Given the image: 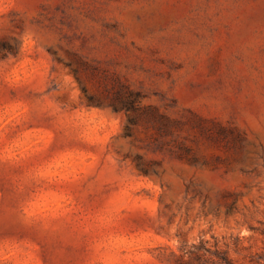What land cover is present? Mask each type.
Returning a JSON list of instances; mask_svg holds the SVG:
<instances>
[{
	"label": "rangeland",
	"instance_id": "rangeland-1",
	"mask_svg": "<svg viewBox=\"0 0 264 264\" xmlns=\"http://www.w3.org/2000/svg\"><path fill=\"white\" fill-rule=\"evenodd\" d=\"M264 264V0H0V264Z\"/></svg>",
	"mask_w": 264,
	"mask_h": 264
},
{
	"label": "trees",
	"instance_id": "trees-1",
	"mask_svg": "<svg viewBox=\"0 0 264 264\" xmlns=\"http://www.w3.org/2000/svg\"><path fill=\"white\" fill-rule=\"evenodd\" d=\"M220 257V263L221 264H237L225 251H222L219 253ZM251 264H259L257 262L251 263Z\"/></svg>",
	"mask_w": 264,
	"mask_h": 264
}]
</instances>
